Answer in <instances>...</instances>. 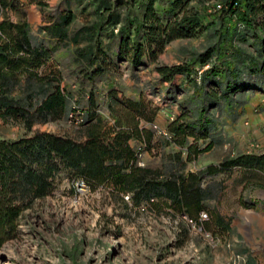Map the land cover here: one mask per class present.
<instances>
[{
	"label": "trees",
	"instance_id": "1",
	"mask_svg": "<svg viewBox=\"0 0 264 264\" xmlns=\"http://www.w3.org/2000/svg\"><path fill=\"white\" fill-rule=\"evenodd\" d=\"M34 1L45 5L42 1L31 2ZM192 1L93 0L98 19L91 25L89 38L94 43L85 57L91 66L95 65V75L117 66L118 61H108V54L101 47L102 32L109 27L116 58L128 60L133 67L153 63L163 82H173L178 75L190 80L193 64L202 67L213 57L223 56L220 47H209L191 63H159V55L171 41L197 37L212 24L210 15L191 5ZM219 2L222 12L217 24L224 25L223 30L219 29L223 44L233 38L236 29L231 24L236 21L253 34L259 46L256 55L239 51L232 57L242 56L241 61H221L226 72L216 66L203 72L204 84L218 88L204 93L207 102L215 106L226 96L248 90L249 84L264 88V0ZM197 4L204 5L205 0H197ZM21 6L20 0H0V119L18 122L25 130V135L18 138H0V249L17 237L24 212L53 191L62 172L71 181L83 178L92 189L105 185L123 198L128 195L135 206L142 202L163 205L185 215L190 222L228 229L229 222L213 210L210 217L204 212L207 219L200 221L206 203L216 197L225 180L215 178L225 175L244 188H264V152L226 156L219 163L194 172L180 166L178 154L173 157L176 162L160 168L137 166L129 140L134 138L151 147L153 131L141 122H154L158 108L142 96L133 100L118 97L115 91L107 95L113 123L97 112L90 95L83 121L71 123L70 131H34V125L67 119L73 111L69 94L61 86L60 73L51 62L52 47L34 41ZM11 12L17 15L16 21L10 19ZM73 17L72 12L60 15L46 27L47 32L64 38L65 27ZM243 74L252 81L247 83ZM209 128L210 124L195 123L186 117H178L167 125L174 143L187 147V160L196 159L211 147L212 143L204 148L197 146L199 140L206 139ZM188 138L195 143L189 144ZM240 201L245 207L251 206Z\"/></svg>",
	"mask_w": 264,
	"mask_h": 264
},
{
	"label": "rangeland",
	"instance_id": "2",
	"mask_svg": "<svg viewBox=\"0 0 264 264\" xmlns=\"http://www.w3.org/2000/svg\"><path fill=\"white\" fill-rule=\"evenodd\" d=\"M31 1L20 0V11L34 41L52 47L51 62L60 73L61 86L69 94L73 111L72 118L69 114L67 119L36 124L34 131L57 134L70 131L74 118L84 116L88 110L90 95L95 98L97 112L105 113L110 86L123 96L132 99L142 96L156 106L158 112L152 123L167 130L168 122L178 117L190 118L192 109L204 105L202 92L218 89L216 85L204 84V71L215 66L221 69V61L243 60L242 56L232 60L239 51L256 55L259 46L253 34L236 21L231 24L236 29L233 38L223 44L219 29L223 30L224 25L217 24L222 12L219 0H205L204 5L193 0L191 5L210 15L212 24L197 37L171 41L159 55V63H191L209 47H220L223 56L213 57L202 67L193 64L190 80L178 75L173 82H163L153 63L133 67L128 60L116 58L109 27L102 32L101 47L108 54V61H118L117 66L95 75V65L91 66L85 57L94 43L89 38L91 25L98 19L93 0H36L42 1L43 6ZM122 11L125 12L124 8ZM68 12L74 17L65 27L66 36L62 39L51 36L46 27ZM9 17L13 21L18 19L12 12ZM242 79L252 81L244 74ZM234 101L237 105L220 103L210 109L216 119L217 143L200 155L198 162H189L186 150L177 147L172 138L167 140L153 131V143L146 147L144 155L145 166L160 168L170 161L176 162L173 157L178 154L180 166L190 171L199 161L232 154L239 143H243L246 151L264 152V88L249 84L248 90L237 94ZM231 107L237 108L235 114L229 111ZM24 135L20 123L0 119V138ZM215 179L225 180L218 196L206 203L202 213L210 217L212 205L216 206L217 212L229 222L228 229L190 222L185 215L163 205L142 202L135 206L105 185L88 187L77 194L71 178L62 172L53 191L24 212L17 237L0 249V264H264L262 213L252 214L250 208L243 207L240 200L244 191L232 178L222 175Z\"/></svg>",
	"mask_w": 264,
	"mask_h": 264
},
{
	"label": "crops",
	"instance_id": "3",
	"mask_svg": "<svg viewBox=\"0 0 264 264\" xmlns=\"http://www.w3.org/2000/svg\"><path fill=\"white\" fill-rule=\"evenodd\" d=\"M228 66H229V68H232L233 67V64L231 62H229L228 63ZM225 67H226L225 65H222V68L221 69H225V72H226L227 70H226ZM112 90L115 91V87L110 86L109 91H112ZM205 92H202V94H200L201 95V101H203L204 105L202 104L201 106L200 105L197 106L196 109H192V111L190 113L191 114L190 115L191 116L190 118L184 116V117L188 118L189 121H193L195 123H207V124H210V128H209V131H208V136L206 137V139L205 140L201 139V140H199L197 142V144H199V142H202V143L204 142L205 144L202 145L201 147L198 146V145L197 146H198V148H204L209 143H212V145H211V147L208 150L200 153L197 156L196 159L189 160V162H194V163L198 162L197 159L200 157V155L206 154L217 143L216 142L217 139H216V137H214V134H215V131H216L215 129L217 128V124H216V119L213 117V115L211 113V110H212L213 106H215V104H211V103L207 102V98H206V96L204 94ZM116 93H117L118 97H125V98L132 99V98L127 97L125 95L123 96L122 94H120L118 92H116ZM236 97H237V94H234L233 96H226V97H224V98H222L220 100V103L221 104H224V103L229 102V105L231 106L232 103L235 102V105H237L236 104L237 102L234 101ZM105 98H106V101H105V103H106L105 110L106 111H105V113H103L101 115L105 119L109 120L110 123H113V119L111 118L110 112L108 110V97L106 96ZM93 99H94V102H95V105H96V108H97V104H96L95 98L93 97ZM69 100H70V98H69ZM216 108H218V107H216ZM229 111L232 112L233 114H235L234 112H237V108H235V107L232 108L231 107ZM157 112H158V110H157ZM230 115H232V114H230ZM156 116H157V113H156ZM156 116L154 118V121L156 119ZM147 123L148 122H143V121L141 122L142 126H144L146 128H149L147 126ZM168 123H170V122H168ZM168 123H167V125H168ZM153 137H154V135H153ZM138 142H140V141L139 140H136L134 138H132V139L129 140V144H130V146L132 148H134ZM152 143H153V138H152L151 145H152ZM188 143L189 144H193L195 142L193 141L192 138H188ZM176 146L179 147V148H183L184 150H186V154H187V147L186 146L185 147H180L177 144H176ZM244 148L245 147H244L243 143H239L238 145H236L234 147V151H232V154L226 153L224 156H221L220 158H217V159H207L204 162H200L199 161L198 165L195 166V169L194 170H191L190 169V171H193V172L194 171H198V170H201V169L205 168L206 166H208L210 164H217V163H219L222 160L223 157H226V156L232 157V156H236V155H240V154H244V153H252V152L253 153H260L259 151H246ZM261 152H263V151H261ZM241 190L244 191V192H242L243 195H244V197H242L243 198L242 200L245 201V202H247V203H250L251 204V206L247 207V208H250L252 210L251 213L252 214L253 213L256 214L257 212H261L262 215H263V217H264V188L263 187H258V186H250V187L244 188L243 186H241ZM218 193H217L216 197L218 196ZM216 197L208 200V202L213 201ZM243 207H245V206H243ZM212 210H213V212L219 214L217 212L216 206L212 205ZM219 216H221V217L224 218V216H222L221 214H219Z\"/></svg>",
	"mask_w": 264,
	"mask_h": 264
},
{
	"label": "built area",
	"instance_id": "4",
	"mask_svg": "<svg viewBox=\"0 0 264 264\" xmlns=\"http://www.w3.org/2000/svg\"><path fill=\"white\" fill-rule=\"evenodd\" d=\"M70 118H72V114L69 115ZM83 117L74 118L73 122L75 124H80L83 121ZM150 129L154 131L156 134L163 136L165 139L170 140L172 138L171 133H169L167 130H163L160 127H158L154 123L149 124ZM134 155H135V164L137 166L143 167L145 166L144 162V155L146 151V143L143 141H140L136 144V146L133 148ZM72 186L77 194L83 193L88 189V184L83 178H76L72 181ZM125 199H129L128 195L124 196ZM207 219L206 213H201L200 215V221H204Z\"/></svg>",
	"mask_w": 264,
	"mask_h": 264
}]
</instances>
